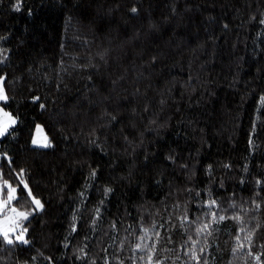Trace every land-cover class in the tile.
I'll return each instance as SVG.
<instances>
[{"label":"trees","instance_id":"trees-1","mask_svg":"<svg viewBox=\"0 0 264 264\" xmlns=\"http://www.w3.org/2000/svg\"><path fill=\"white\" fill-rule=\"evenodd\" d=\"M0 77V264H264V0H0Z\"/></svg>","mask_w":264,"mask_h":264},{"label":"rangeland","instance_id":"rangeland-1","mask_svg":"<svg viewBox=\"0 0 264 264\" xmlns=\"http://www.w3.org/2000/svg\"><path fill=\"white\" fill-rule=\"evenodd\" d=\"M0 87H2V80H0ZM4 102V101H1ZM2 108V107H0ZM5 112H7L4 108H2ZM9 113V112H8ZM10 114V113H9ZM11 115V114H10ZM12 116V115H11ZM13 117V116H12ZM14 118V117H13ZM2 114H0V120H2ZM15 119V118H14ZM16 120V119H15ZM15 126L12 125V127ZM38 126V125H37ZM37 126L34 131V136L32 139V145L36 147H41L45 142L48 143V138L46 137L43 129L40 127L41 131H37ZM11 127V128H12ZM46 138V140H45ZM33 140H36L37 143H33ZM10 189L7 192V196L5 199L1 197V185H0V203H4L5 206L3 208H0V232L8 229H14V231L9 232V238L13 240V242L22 243L16 239V237L20 234L21 230L24 229L23 222L25 220H21L18 216H16L11 209L13 208L12 202L11 203H5L8 201ZM13 195L16 196V193H13ZM35 207L39 210L40 207H38L35 204ZM18 211V210H17ZM21 212V211H20ZM0 238H3L2 235H0ZM24 239H25V232H24Z\"/></svg>","mask_w":264,"mask_h":264},{"label":"snow or ice","instance_id":"snow-or-ice-1","mask_svg":"<svg viewBox=\"0 0 264 264\" xmlns=\"http://www.w3.org/2000/svg\"><path fill=\"white\" fill-rule=\"evenodd\" d=\"M136 8L132 9V12H136ZM3 78L0 77V80H2ZM8 99V97L5 95L4 89L3 87H0V101H6ZM43 107V106H42ZM0 114H2L3 119L0 120V137H4L6 134L9 133V129L12 127V125H14L16 123V120L8 113L5 112L2 108H0ZM37 131H41L39 125L37 126ZM46 140V138H45ZM33 143H37L36 140H33ZM44 147H48L50 146L47 142H45L43 144ZM25 188H27V185H24ZM17 191V189L15 188H10V193H9V197H8V201L5 203H11L13 200H17V197L15 195H13V193H15ZM28 195L31 196L32 193L29 191ZM33 203L36 204L38 207H42L40 205V201L33 199ZM5 206L4 203H0V208H3ZM11 211L18 216L21 220H27L28 219V215L29 213L26 212H20L17 211L16 208H12ZM10 231H14V229H8V230H4L2 232H0V235L3 236V239L6 243L8 244H12L13 240L9 238V232ZM27 229L24 228L21 230L20 234L16 237V239L22 243H27L28 241L24 239V232H26Z\"/></svg>","mask_w":264,"mask_h":264}]
</instances>
